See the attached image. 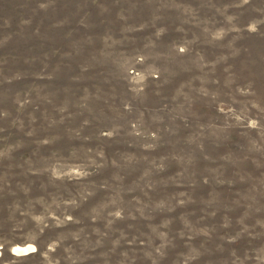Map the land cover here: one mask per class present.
<instances>
[{"label":"rangeland","instance_id":"1","mask_svg":"<svg viewBox=\"0 0 264 264\" xmlns=\"http://www.w3.org/2000/svg\"><path fill=\"white\" fill-rule=\"evenodd\" d=\"M0 264H264V0H0Z\"/></svg>","mask_w":264,"mask_h":264},{"label":"bare ground","instance_id":"2","mask_svg":"<svg viewBox=\"0 0 264 264\" xmlns=\"http://www.w3.org/2000/svg\"><path fill=\"white\" fill-rule=\"evenodd\" d=\"M35 245L32 244V243H27V244H24V245H15L13 247V251L16 253V254H23V253H28L29 251H33L35 249Z\"/></svg>","mask_w":264,"mask_h":264},{"label":"trees","instance_id":"3","mask_svg":"<svg viewBox=\"0 0 264 264\" xmlns=\"http://www.w3.org/2000/svg\"><path fill=\"white\" fill-rule=\"evenodd\" d=\"M37 251L39 252L40 251V248Z\"/></svg>","mask_w":264,"mask_h":264},{"label":"water","instance_id":"4","mask_svg":"<svg viewBox=\"0 0 264 264\" xmlns=\"http://www.w3.org/2000/svg\"><path fill=\"white\" fill-rule=\"evenodd\" d=\"M37 249V248H36Z\"/></svg>","mask_w":264,"mask_h":264}]
</instances>
